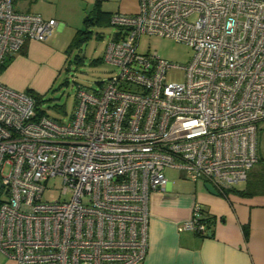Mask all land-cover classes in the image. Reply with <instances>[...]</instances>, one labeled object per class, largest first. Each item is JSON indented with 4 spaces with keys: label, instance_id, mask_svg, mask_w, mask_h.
<instances>
[{
    "label": "built area",
    "instance_id": "1",
    "mask_svg": "<svg viewBox=\"0 0 264 264\" xmlns=\"http://www.w3.org/2000/svg\"><path fill=\"white\" fill-rule=\"evenodd\" d=\"M14 2L0 0V68L58 25ZM110 23L103 60L117 72L79 85L68 120L38 117L31 93L0 81V250L17 264H138L166 170L224 191L260 162L264 0H139ZM143 34L189 45L191 61L139 51ZM56 177L62 196L44 199ZM205 218L196 202L184 226L207 235Z\"/></svg>",
    "mask_w": 264,
    "mask_h": 264
},
{
    "label": "crops",
    "instance_id": "2",
    "mask_svg": "<svg viewBox=\"0 0 264 264\" xmlns=\"http://www.w3.org/2000/svg\"><path fill=\"white\" fill-rule=\"evenodd\" d=\"M96 1L28 0L29 8L21 11L56 19L58 25L46 41L29 40L21 51L10 54L12 59L1 71L0 81L19 91L46 93L70 59V45ZM100 1L111 15L133 14L139 7V0ZM253 169L244 185L235 187L245 189L257 170ZM206 183L193 182L179 172L174 180L168 178L164 189L151 194L149 248L138 264H264V194H220L216 189L215 195ZM196 202L211 218L210 234L200 235L184 226ZM0 264L17 263L0 250Z\"/></svg>",
    "mask_w": 264,
    "mask_h": 264
},
{
    "label": "rangeland",
    "instance_id": "3",
    "mask_svg": "<svg viewBox=\"0 0 264 264\" xmlns=\"http://www.w3.org/2000/svg\"><path fill=\"white\" fill-rule=\"evenodd\" d=\"M27 1L28 0H15V9L27 10L29 8ZM32 3L35 4L36 1ZM31 9L36 11L35 8ZM91 29L93 33L88 41L84 42L81 48H74L71 50L70 59L63 70L58 73L53 85L46 93L39 94L42 96L41 98H43L41 102L42 108H44L50 116L60 121L68 120L69 116L73 113L75 96L79 85L90 89H98L105 80L117 72L116 67L112 64L104 60L98 61V59L104 58L107 44L116 30V27L112 24L102 23L91 27ZM98 33H102L103 36H97ZM139 51H156L161 57L169 60L173 64L183 66L191 61L194 54L192 47L187 44L177 42L171 38L149 34H143L141 36ZM77 55L82 58V62L76 63L75 58ZM94 60H97V62H93ZM169 76L170 79L174 81H181L183 70L174 69ZM257 142L258 155L261 161L264 160V120L259 124ZM261 167L262 163H257L253 170L260 169ZM177 174H179V172L176 170H166V176L169 179L174 180L177 178ZM243 185L244 184L241 183L238 186L241 187ZM62 189V179L60 177L51 178L46 183L44 199H59L62 196ZM67 197L68 196H65V198Z\"/></svg>",
    "mask_w": 264,
    "mask_h": 264
},
{
    "label": "trees",
    "instance_id": "4",
    "mask_svg": "<svg viewBox=\"0 0 264 264\" xmlns=\"http://www.w3.org/2000/svg\"><path fill=\"white\" fill-rule=\"evenodd\" d=\"M110 19H111V14L104 11L102 8V2L100 0H97L92 10L86 15L84 19V27L77 31V34L75 35L70 45V52L74 48H78V49L81 48L82 44L88 41V39L91 37L93 33L91 27L97 26L102 23L111 24ZM97 36L101 37L103 36V34L98 33ZM11 59H12V56L11 58L10 57L6 58V60L4 61V63L2 64L0 68L1 71L7 67ZM101 60L103 59L102 58L98 59V61H101ZM75 61L76 63H80L82 62V58L79 55H77V57L75 58ZM93 62H97V60H94ZM28 92L31 93L36 99L37 116L39 117L42 115H49L47 111L41 106V102L43 100V98H41L42 96H40L39 94L35 93L32 90H28ZM260 162L262 163V167L260 169H257L256 172H254L253 178L249 179V181L246 184L245 189H238V187H233V188L226 189L224 191L219 190V193L221 194V193L226 192V194H228L230 192H236V193L245 194V195L264 194V160H261ZM205 221L208 222V226H209L210 225L209 222L211 221V218L206 216ZM245 231H246V236H247L248 234L247 227L245 228Z\"/></svg>",
    "mask_w": 264,
    "mask_h": 264
},
{
    "label": "water",
    "instance_id": "5",
    "mask_svg": "<svg viewBox=\"0 0 264 264\" xmlns=\"http://www.w3.org/2000/svg\"><path fill=\"white\" fill-rule=\"evenodd\" d=\"M205 187H206V189H207L210 193L215 194V195L218 194V191L216 190V188H215L211 183L207 182V183L205 184ZM209 234H210V233H209Z\"/></svg>",
    "mask_w": 264,
    "mask_h": 264
}]
</instances>
